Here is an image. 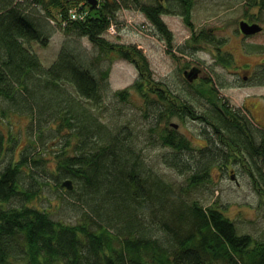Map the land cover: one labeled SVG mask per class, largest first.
Wrapping results in <instances>:
<instances>
[{"label":"trees","instance_id":"16d2710c","mask_svg":"<svg viewBox=\"0 0 264 264\" xmlns=\"http://www.w3.org/2000/svg\"><path fill=\"white\" fill-rule=\"evenodd\" d=\"M98 1L91 7L86 0H0V121L12 113V120L16 115L29 120L28 142L19 151L22 127L15 136L10 132L7 145L6 130H0V158L10 156L0 169V264H264V239L240 234L217 203L205 206L185 196L209 182L214 169L226 173L237 165L263 197V207L264 128L240 109L220 112L209 96L204 97L215 111L197 114L181 95L159 87L149 68L135 59L139 76L131 88L145 100L144 136L151 145L166 148L165 161L187 175L185 186L147 180L149 171L134 142L139 135L128 124L118 127L103 119L98 107L112 92L110 67H96L84 45L73 43L87 39L99 50L98 60L141 57L136 46L106 39L111 26L117 33L122 8L143 12L161 35L169 34L162 14L182 16L192 27L186 48L195 53L203 44L214 45L217 65L233 68L232 55L222 53L225 40L211 29L194 30L193 0H165L169 10L160 2ZM236 2L248 22L262 25L264 0ZM71 11L77 19L69 18ZM57 29L67 39L45 66L33 44L46 46ZM131 93L126 89L114 95L126 101ZM187 116L211 128V135L203 136L205 146H193L171 126ZM47 134L59 143L56 149ZM54 180L73 197L69 209L79 216L75 223L57 220L47 207L33 204ZM66 180L73 189L62 185Z\"/></svg>","mask_w":264,"mask_h":264},{"label":"rangeland","instance_id":"374dc122","mask_svg":"<svg viewBox=\"0 0 264 264\" xmlns=\"http://www.w3.org/2000/svg\"><path fill=\"white\" fill-rule=\"evenodd\" d=\"M143 2L155 4L160 2L169 10L167 2L163 0H143ZM253 12L257 13L258 10L254 9ZM190 15L196 32L204 28L211 29L214 35L225 40L222 46L225 52L233 54H231L234 60L233 68L217 65L213 54L216 49L214 45L203 44L202 50L195 53L186 48L188 40L192 37V27L186 24L182 16L169 11L162 14L161 19L172 35V49L168 47L169 34L161 35L145 14L134 8H122L117 17V33L111 32L110 28L105 36L113 43L136 46L141 52V57L135 55L130 59L118 58L112 62L104 57L98 60L96 56L99 50L87 39H74L73 42L76 47L84 45L96 67L101 69L110 67L108 81L112 92L104 95L98 104L103 111L102 118L108 119L112 125L118 127L128 124L134 128V132L139 135L134 142L142 152L144 168L149 171L147 180L155 177L177 186L186 185L187 175L179 173L165 161L166 148L160 144L151 145L144 136V132L147 131V121L143 114L145 100L131 88L139 76L135 59L139 65L149 68L151 77L156 80L159 87H166L169 91L173 90L175 94L181 95L185 101L193 104L197 114L208 109L215 111L210 101L204 97L209 96L222 111H230L231 114L233 109H241L243 114L251 120L254 119L264 128V78L260 77L257 84L256 80H252L251 86H244L238 80L239 74L249 75L252 70L254 74H263L264 51L255 50V46L264 48V30L247 39L240 35L239 23L242 20L247 21V18L236 0H193ZM260 16L264 27V11ZM66 39L67 36L63 31L57 29L46 46L33 44L34 51L45 66L51 65L57 58ZM185 48L188 50L187 53L182 52ZM192 67H200L202 71L198 78L190 83L185 79L184 71L191 70ZM241 67L245 70L241 71ZM126 89L132 92L129 100L125 101L114 95V92ZM12 116L13 113L7 121H0V130L4 132L6 130L4 145H7L10 132L15 136L17 128L22 127L23 138L17 150L19 151L28 142L29 135L26 128L29 120L28 117L19 118L17 115L12 120ZM173 122L180 124L178 130L190 139L193 146L198 148L206 145L203 136L211 135V128L207 124L198 119L194 120L191 116H187L184 123L178 119H174ZM46 132L48 133L49 130ZM50 138L51 136L47 134L50 146L56 149L59 143L52 142ZM9 157L8 154L4 157L2 154L0 169L7 164ZM231 171L235 180L231 178ZM53 184L52 187H44L33 204L41 208L47 207L57 220L75 223L79 216L70 210L73 197L65 188H57L55 180ZM61 196L64 197L63 200ZM185 196L188 200H198L205 206L217 203L219 207H223L225 215L234 220L240 234H250L257 239H264V206H260L263 197L252 186L241 166L230 165L226 173L214 169L209 182L191 188Z\"/></svg>","mask_w":264,"mask_h":264},{"label":"water","instance_id":"95a60500","mask_svg":"<svg viewBox=\"0 0 264 264\" xmlns=\"http://www.w3.org/2000/svg\"><path fill=\"white\" fill-rule=\"evenodd\" d=\"M91 7H97L99 4L98 0H86ZM264 30L263 26L259 23H249L248 21L242 20L239 23V31L245 36H254L261 33ZM185 77L193 82L198 78L199 72L196 68L184 72ZM172 127L178 128V123H171ZM67 189H73V182L71 180H66L62 183Z\"/></svg>","mask_w":264,"mask_h":264},{"label":"flooded vegetation","instance_id":"af4514ba","mask_svg":"<svg viewBox=\"0 0 264 264\" xmlns=\"http://www.w3.org/2000/svg\"><path fill=\"white\" fill-rule=\"evenodd\" d=\"M163 1H165V0H163ZM164 8L165 9H167V6L166 5H164ZM250 23V22H249ZM242 37H244V38H249L250 36H245V35H243L242 33L240 34ZM225 51H224V49H223V46H222V53H224ZM229 54H232L231 52H228ZM233 55V54H232ZM193 68H196L197 70H198V72H199V75L201 74V71H202V69L200 68V67H192L191 69H193ZM241 69V71H244L245 70V68L244 67H241L240 68ZM186 71H188V70H185L184 72H186ZM185 76V75H184ZM238 80L239 81H241L242 83H243V85L244 86H251L252 85V80L253 81H257L258 79H257V73H255L254 74V70H252V72L249 74V75H246V74H244V75H238ZM185 79L186 80H188L186 77H185ZM189 81V80H188ZM190 82V81H189ZM190 83H192V82H190ZM218 109H219V111L220 112H222V109H221V107H218ZM209 110H211V109H209ZM241 110V109H240ZM246 110H248V109H246ZM242 111V110H241ZM251 111V110H250ZM252 112V111H251ZM246 115V114H245ZM178 120L179 121H181V122H183L184 123V121H182L181 120V118H178ZM179 126H180V124H178ZM179 126H178V128H179ZM178 128H175V129H178ZM181 133V132H180ZM231 178L232 179H234L235 180V176L233 175V173H232V171H231Z\"/></svg>","mask_w":264,"mask_h":264},{"label":"built area","instance_id":"2783aa9c","mask_svg":"<svg viewBox=\"0 0 264 264\" xmlns=\"http://www.w3.org/2000/svg\"><path fill=\"white\" fill-rule=\"evenodd\" d=\"M71 13H73V14L76 16V12L71 11ZM110 28H111V29H110L111 32L115 31V27H114V26H111Z\"/></svg>","mask_w":264,"mask_h":264},{"label":"bare ground","instance_id":"6f19581e","mask_svg":"<svg viewBox=\"0 0 264 264\" xmlns=\"http://www.w3.org/2000/svg\"><path fill=\"white\" fill-rule=\"evenodd\" d=\"M69 18L71 19H77V17L73 13H69Z\"/></svg>","mask_w":264,"mask_h":264}]
</instances>
